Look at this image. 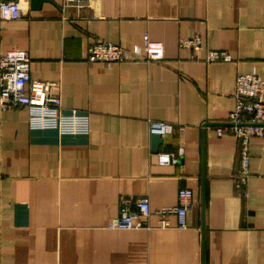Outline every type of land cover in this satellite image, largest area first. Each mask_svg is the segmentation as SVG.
<instances>
[{
    "label": "crops",
    "instance_id": "obj_1",
    "mask_svg": "<svg viewBox=\"0 0 264 264\" xmlns=\"http://www.w3.org/2000/svg\"><path fill=\"white\" fill-rule=\"evenodd\" d=\"M2 1L22 16L0 18V54L27 49L32 77L59 83L65 112L88 127H32L27 106L2 111L0 264H264V136L250 139L242 185L240 141L217 129L240 73L264 86V0ZM145 34L163 60L88 59L95 41L132 48ZM195 36L200 50L180 46ZM211 49L231 60H206ZM150 120L175 126L157 149ZM181 188L194 194L187 227L173 215L170 226L152 216L150 228H108L123 196L175 206Z\"/></svg>",
    "mask_w": 264,
    "mask_h": 264
},
{
    "label": "built area",
    "instance_id": "obj_2",
    "mask_svg": "<svg viewBox=\"0 0 264 264\" xmlns=\"http://www.w3.org/2000/svg\"><path fill=\"white\" fill-rule=\"evenodd\" d=\"M85 0H64L66 6L81 7ZM22 16L20 3L15 1L0 2V18L18 19ZM182 48L200 50L201 38L182 39ZM90 61H102L107 65L146 59L160 61L164 59V46L154 41L148 34L143 37V44L126 48L107 40L93 42L88 48ZM206 60H231L229 53L223 50H208ZM31 55L27 49H11L0 54V118L2 111L9 107L27 106L32 127H55L61 132H78L88 127V116L74 109L65 112L62 102L61 85L50 80H38L31 75ZM175 126L171 122L150 120L151 135L170 134ZM222 135L230 131L239 139L240 178L245 185L251 176L250 139L252 136H264V86L261 76L242 72L237 76L236 106L229 114L227 124L218 127ZM170 154H160L161 163H169ZM2 169L0 168V177ZM193 190L181 188L179 203L175 206L152 208L149 195L134 197L125 195L121 198L119 213L108 225L111 229L150 228L152 216L160 218L161 226H170L169 217L176 215L178 227H187V214L194 207Z\"/></svg>",
    "mask_w": 264,
    "mask_h": 264
},
{
    "label": "water",
    "instance_id": "obj_3",
    "mask_svg": "<svg viewBox=\"0 0 264 264\" xmlns=\"http://www.w3.org/2000/svg\"><path fill=\"white\" fill-rule=\"evenodd\" d=\"M42 1L44 0H33V5H35V7H39L42 3ZM153 147L155 149H157V147L159 146V144L163 141L162 136L160 134H154L153 135ZM203 198L205 199V193L203 192ZM205 206V201L203 202V207ZM204 211V209H203Z\"/></svg>",
    "mask_w": 264,
    "mask_h": 264
}]
</instances>
